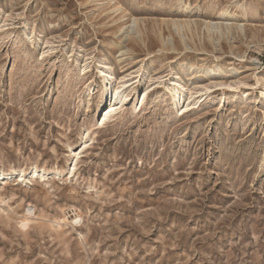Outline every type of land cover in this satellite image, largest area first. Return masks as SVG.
I'll return each mask as SVG.
<instances>
[{"label":"rangeland","instance_id":"1","mask_svg":"<svg viewBox=\"0 0 264 264\" xmlns=\"http://www.w3.org/2000/svg\"><path fill=\"white\" fill-rule=\"evenodd\" d=\"M226 11L233 28L214 46L203 20L225 23ZM174 18L198 26L179 35ZM100 58L109 87L162 76L142 108L130 112L134 93L102 126ZM212 69L248 84L264 75V0H0V179L29 168L0 184V264H264L261 86L245 105L229 89L182 115L168 101L171 74L186 70L191 85ZM33 165L45 182L29 180ZM64 212L79 223L60 225Z\"/></svg>","mask_w":264,"mask_h":264},{"label":"bare ground","instance_id":"2","mask_svg":"<svg viewBox=\"0 0 264 264\" xmlns=\"http://www.w3.org/2000/svg\"><path fill=\"white\" fill-rule=\"evenodd\" d=\"M226 12H227L225 15L226 18L224 17L225 23L224 22L221 23V22L213 21V20H209V19L203 20V24L205 25V27L207 29V35H208L210 41L213 43L214 46L216 45V41L219 42L220 38L223 37L224 34L226 33L223 29L224 26H225L226 30L233 28V23H230L229 21L231 19L233 20V18H235L236 16L230 14L228 11H226ZM134 21H135V23H137L138 18H135ZM194 24L196 26H198V23L195 21V19H192V18H182V19H177V18L175 19L174 18V19H171V21H170V31L174 30L177 34L180 35L181 31L184 29L192 30V27ZM236 28L237 29L242 28V23H237ZM122 29L123 28L121 27L120 30H122ZM37 33H40V36H43V31H38ZM38 39H39V37L38 38L35 37V43H36L35 46H37L38 50L40 49L41 54L44 55V54H46V52L49 51V50L48 51L44 50V48L42 46L43 41H44L43 40L44 36L42 37V39H39V40ZM168 40H169V45L171 44L173 47L172 49L176 50V47L174 46L175 44L173 45L171 38H169ZM183 42H184V40H183ZM113 44H114V47H118V46L122 47V45L120 44V40L114 41ZM184 45H185L186 49L190 48V47H188L186 42L184 43ZM121 51L124 52L122 48H121ZM90 58H91V56L87 57L85 60L81 61V63H80V71L81 72L85 73L88 71V68L90 66L88 64V60ZM98 60H99V64L102 65V68L99 71L102 77L100 78L99 81L103 85L108 86L111 82L114 81V79H116V76L114 74V70H113L111 65L104 64V62L102 61L101 58ZM82 62H83V64H82ZM171 62H174V61L172 60ZM186 68L190 69V67H188V66H186ZM142 70H143V66L140 67L139 70L136 71V73H141ZM229 71H230V69H229ZM197 75H200V74H197ZM123 77H125V76H123ZM160 77H162V76L150 77L149 78L150 84H148L142 90L137 89V86H134L133 84H132L133 87H131V89H125V87H126L125 82L126 81H123V80L118 81V83H116L112 87L108 86L107 89L104 91V93L101 97L100 103L98 105V109H100L101 107H103V109H102V112L100 110V112H101L100 118H99L97 124L102 126L105 123H107V121H110L113 118V115L115 113L120 111L125 105L128 104V102L131 99V96L134 93H136L137 99H136L135 103L131 106L130 112L135 113L139 108H142V105L145 103V100L147 99L149 92L152 90V87L157 82L155 80L160 79ZM191 78H192V75L188 74V72L185 70L184 72H175V73L171 74V77L168 79V82H166L167 83V89H168V101L171 105L174 106L177 114L182 115V114H185L186 112H188L190 109H195V108L200 107L202 102H204L206 99H208L214 92H216L217 90H222V89L223 90L229 89V90L239 91V93L241 94L240 98H242V99L245 98L244 100H242L243 101L242 104L244 103L243 105H245L248 103V99L251 95L250 93H248L247 90L248 89L250 90L251 88L256 89L257 86H259V85L261 86L260 89L258 90L260 92V94H258L257 91H256L257 94L256 95L254 94L256 102L253 104V108H255V110L256 109L258 110L261 107V105L264 106V75H262L260 77H256L254 84H248L245 80H243L241 78L225 79V76H222L221 73H218V71H216V69H212L209 72L210 81L207 83H200V82L196 83L195 82L196 84L192 83L190 85L188 83L192 82ZM93 86H94V82L88 83L87 84V90L91 91ZM248 87H251V88H248ZM186 88H188V90H186ZM243 88H246V89L243 90ZM221 98H222L220 101L221 105H225L226 100L223 99V97H221ZM90 138L92 139V137H90ZM79 154L80 153L76 152V154L71 158V163L69 166V173L70 174H73V171L76 169L75 166L77 164V158H78ZM32 168H33V174L34 175H32L31 176L32 178H29V180L35 181V182H41V181L45 182L44 177H45V174L48 173V170L45 167L38 166V165H33ZM28 169L29 168H11L7 171L3 170L1 172L0 184L7 185V183L9 181H11V179H13V178L16 179L18 175H19V178L24 177V175ZM61 174H62V171L57 170L55 172L54 180L60 179ZM11 195H13V194H11ZM6 198L7 197H3L2 194H0V208H1V205H5L3 203L9 202L6 200ZM9 198H10V196H9ZM1 209L5 213V211H4L5 209H3V208H1ZM32 214L33 213H25L22 216H20L21 219L19 221V224L21 225L22 228H26L30 225V223L33 220ZM17 216H18V214H17ZM70 218H72V219H70ZM57 221L60 225L62 223H65V225H67L70 222L79 223L80 214L77 213V214H75L74 217H72V215L70 217V216H68V212L67 213L64 212L62 216L57 218ZM72 226H74V225H72Z\"/></svg>","mask_w":264,"mask_h":264}]
</instances>
